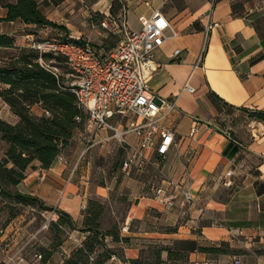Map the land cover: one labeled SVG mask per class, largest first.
<instances>
[{"label":"crops","instance_id":"1","mask_svg":"<svg viewBox=\"0 0 264 264\" xmlns=\"http://www.w3.org/2000/svg\"><path fill=\"white\" fill-rule=\"evenodd\" d=\"M36 1L41 12L64 29L6 21L5 5L17 0H0V36L14 37L15 47L30 48L29 36L45 40L36 35L61 33L66 39L89 41L107 56L123 34L112 25L104 29L103 22L109 17L119 20L125 14L129 29L138 31L139 17H150L156 11L178 32L157 52L160 68L147 84L156 97L176 101V108L162 123L174 131L178 146L171 148L164 161L159 159L160 172L176 181L189 173L196 203L183 208L179 199L175 208L168 209L149 189L144 192L146 180L125 181L136 199L128 218L130 243L124 249L125 260H141L145 245L163 244V261L172 252L169 264L205 259L229 264L234 255L241 256L245 264H264V121L250 117V112H264V0ZM215 23L221 26L212 29ZM177 50L179 56L174 55ZM187 86L195 92L188 93ZM1 104L10 108L3 101ZM32 112L45 113L40 105L33 106ZM9 115L13 122L0 117L11 124L19 122L12 111ZM195 124L198 132L192 137ZM128 138L136 141L134 135ZM113 140L111 132L100 131L94 150L107 156ZM0 143L5 147L1 161L8 144ZM232 170L234 186L226 187V175ZM116 185L113 180L112 186ZM17 189L68 213L77 222L83 218L82 205L88 197L108 195V188L96 184L89 168L80 167L79 159L64 157L57 158L48 170L39 164L37 169H29ZM215 220L222 226H215ZM230 231H242L249 242L232 243ZM213 248L223 252L207 251Z\"/></svg>","mask_w":264,"mask_h":264},{"label":"built area","instance_id":"2","mask_svg":"<svg viewBox=\"0 0 264 264\" xmlns=\"http://www.w3.org/2000/svg\"><path fill=\"white\" fill-rule=\"evenodd\" d=\"M109 18L101 26L109 29L112 25L123 34V39L107 56L100 54L89 41L74 42L61 38L37 40L29 36V47L39 53L40 64L57 77L62 75L58 68L52 66L53 62L58 58L64 60L70 69L67 87L76 95L79 107L87 113L89 127L96 133L111 132L112 137L118 140L125 151L123 172L131 177L135 173H144L150 165H154L155 156L164 161L171 148L178 146L174 131L162 123L167 114L176 108V101L156 97L147 84L160 68L156 60L157 52L168 39L177 37L178 32L159 11L150 17L140 16L141 28L138 31L129 29L125 14L119 20ZM220 26L215 23L212 29ZM43 55H51L52 60L45 61ZM174 55L179 56L180 51L177 50ZM186 90L188 93L195 92L190 86ZM129 115L133 118H128ZM117 117L119 119L115 121ZM77 121L81 119L77 118ZM197 132L195 124L191 136ZM129 135H134L136 141H130ZM58 158L62 160L61 156ZM234 175V170L227 173L224 186H234L231 179ZM150 192L168 209L175 208L179 199L183 208L196 203L197 196L189 173L181 181L164 177L150 188ZM85 209L86 203L82 205V210ZM214 224L222 226L217 220ZM122 231H130L128 222ZM230 238L238 245L249 242L242 231H230ZM192 264L219 263L205 259ZM229 264L245 263L241 256L234 255Z\"/></svg>","mask_w":264,"mask_h":264},{"label":"trees","instance_id":"3","mask_svg":"<svg viewBox=\"0 0 264 264\" xmlns=\"http://www.w3.org/2000/svg\"><path fill=\"white\" fill-rule=\"evenodd\" d=\"M5 8L8 12L6 21L21 20L27 25L40 28L64 29L41 12L36 0H17L15 4L7 3ZM0 48H13L20 52L6 66L0 67V84L5 88L0 92V98L20 119L14 125L0 117V140L8 144L5 157L0 161V199L46 209L43 201L31 194L20 192L17 187L27 178L28 170L37 168V164L43 170L52 167L73 139L77 129L86 121L87 113L79 107L76 95L64 83V78L57 77L40 64L37 51L27 47H15V39L11 36H0ZM43 59L50 61L52 56L43 55ZM56 60L61 62L62 59ZM52 66L58 68L57 63ZM35 105H40L45 111L42 116L32 114L31 108ZM250 117L264 121V112H250ZM77 118L81 121L78 122ZM60 215V225L74 227L71 215L64 211H60ZM98 218L99 213H94L93 217L91 214L87 218V227L93 226L87 230L93 234L92 237L63 264H92L90 260L97 253L99 244ZM110 236L116 243H130L129 238L121 239L117 234ZM207 251L222 253L223 249L213 248ZM168 252L172 256V252ZM114 255L112 251L99 253L94 264H105ZM120 259L122 264H141L140 260L129 262L124 256Z\"/></svg>","mask_w":264,"mask_h":264},{"label":"rangeland","instance_id":"4","mask_svg":"<svg viewBox=\"0 0 264 264\" xmlns=\"http://www.w3.org/2000/svg\"><path fill=\"white\" fill-rule=\"evenodd\" d=\"M36 36L44 39H66L61 33L58 36L53 33H39ZM18 53H20L18 49H1L0 67L6 66ZM56 63L67 85L70 81L68 77L70 69L63 59L61 62L57 60L53 62V64ZM3 89H5L4 86L0 84V92ZM2 101L5 102L0 98V116L13 122L9 113L11 111L14 113V111L6 102L10 108L2 107ZM96 135L97 133L89 127L86 119L60 156L68 160L79 159L80 167L89 168L91 179L93 178L96 184L108 188V195L103 198L95 194L88 197L86 209L81 211L82 220L77 222L71 216L74 222L73 228L60 225V211L45 203L47 208L42 209L37 205H18L7 199H0V264H59L62 260L64 263L92 237L93 234L87 230L93 226L87 227L86 221L91 214L93 217L94 213H99L97 230L99 244L97 253L93 256L94 260L92 258L90 262L94 264L99 253L106 251L115 253L111 260H119L124 256V249L128 244L123 241L116 243L110 234H117L121 239H130L128 233L123 232L122 229L128 222L136 199L132 196V188L125 184V181L146 180L144 192L146 189L150 191L153 185L159 184L164 179L160 172L163 165L159 159H156L155 166L150 165L152 169L148 174V179L146 177L149 167L144 173H135L127 177L122 169L123 148L121 144L118 140H113V150L108 152L107 156H99V152L93 147ZM4 150V145L0 143V158ZM113 180L117 181L116 186H112ZM165 251L163 244L145 245L142 250L141 264H169L168 262L172 260L170 254L168 261H163L161 258ZM41 255L43 258H40Z\"/></svg>","mask_w":264,"mask_h":264}]
</instances>
